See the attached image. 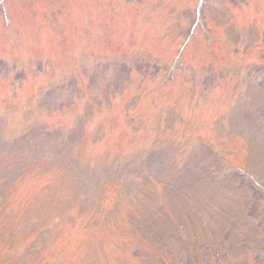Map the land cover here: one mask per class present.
<instances>
[{"label":"rangeland","instance_id":"rangeland-1","mask_svg":"<svg viewBox=\"0 0 264 264\" xmlns=\"http://www.w3.org/2000/svg\"><path fill=\"white\" fill-rule=\"evenodd\" d=\"M199 2L0 7L4 228L28 241L15 263L41 250L49 264H196L190 249L200 241L213 247L205 264L221 261L217 248L231 254L223 264H264V0H205L203 17ZM193 29L172 78L167 64ZM66 34L77 40L66 64L43 90L44 78L25 90L45 58H57L48 39ZM171 79L167 91L161 82ZM162 119L167 134L156 140ZM228 154L258 182L250 202Z\"/></svg>","mask_w":264,"mask_h":264}]
</instances>
